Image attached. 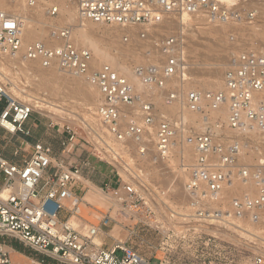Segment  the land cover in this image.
Instances as JSON below:
<instances>
[{
	"label": "built area",
	"instance_id": "built-area-1",
	"mask_svg": "<svg viewBox=\"0 0 264 264\" xmlns=\"http://www.w3.org/2000/svg\"><path fill=\"white\" fill-rule=\"evenodd\" d=\"M75 2L78 19L120 28L139 27L140 40L146 39L149 30L163 21H175L184 16L217 26L252 25L259 16L257 8L247 7L248 0H234L231 4L220 0ZM35 4L36 0H27L29 8ZM58 13L55 6L47 9L49 19L57 17ZM9 24L12 27H8ZM49 33L51 42L48 44L37 41L23 44L22 23L0 11V54L37 62L44 69L56 67L64 73L85 77L99 95L96 117L114 141L132 142L141 158L150 155L156 164L169 159L178 133L183 137L189 135L184 138L191 142L193 159L186 165L183 184L190 220L186 224L187 232L193 231L195 237V225L204 227L203 230L214 227L229 232L235 221L246 220L257 226L264 224V162L252 170L238 169L241 182L253 184L255 195L244 194L232 199L227 208L222 206L223 189L238 167L242 135L264 134V52L245 50L232 54L222 76V90L184 92L180 86H173L172 81L177 79L183 83L189 79L190 64L184 41L182 36L164 37L158 47L164 59L158 63L136 65L132 73L148 90L163 91L166 105L180 102L198 116L197 126L195 122L188 125L182 119L177 125L166 116L157 117L151 97L136 95L129 81L111 66L102 64L91 69V53L74 45L67 27L53 28ZM3 101L0 130L10 136H28L24 125L35 112L33 104L20 102L0 88V104ZM136 104L138 109L131 111ZM223 107L227 110L225 120L214 115ZM50 127L53 129L55 124ZM61 129L65 137L60 141V156L64 157L70 153L78 133L69 125H63ZM145 135H151V142ZM13 156L19 157L18 152ZM0 173V238H13L41 254L42 259L59 264H150V260L120 244L104 248L96 243L100 228L109 224L107 215L101 218L100 226L90 225L84 232L71 224V220L78 217L79 201L73 186L79 181L80 168L64 166L49 146L34 144L31 155L21 158L19 163L0 155ZM142 183L136 176L133 181L113 189L104 185L101 190L111 191L124 210L138 216L142 214L141 192L150 190L148 186L143 188ZM61 214L65 218L61 219ZM185 233L181 232V235L185 236ZM5 246L0 242V264H13ZM255 246L250 264H264V238L258 237Z\"/></svg>",
	"mask_w": 264,
	"mask_h": 264
},
{
	"label": "rangeland",
	"instance_id": "rangeland-1",
	"mask_svg": "<svg viewBox=\"0 0 264 264\" xmlns=\"http://www.w3.org/2000/svg\"><path fill=\"white\" fill-rule=\"evenodd\" d=\"M19 1L27 5V0H7L10 4H16ZM263 3L264 0H248L247 7L257 8L259 11V16L252 25L237 26L229 24L217 26L208 25L198 20L190 21L191 27L186 28L181 36L185 44L190 70L193 73L189 70L191 74L188 81H185L184 84L174 83L173 86L178 84L184 92L193 89L219 91L223 88L222 76L228 59L232 54L245 50L264 52ZM40 5L44 9V21L50 22L51 20L47 18L45 12L53 5L48 0L47 4L40 2ZM69 6L73 9V13H76L75 0H70ZM59 8L61 7L59 6ZM181 22L189 23V20L186 18ZM83 23L88 25L86 33L107 54V59L115 58L117 49H121L124 54L130 55L129 57L131 58L127 62L124 61L125 65L120 62L121 66H115V70L129 81L139 97L143 95L151 97L157 117L166 116L177 125L184 118L182 120L186 124L191 125L195 122L197 126L198 116L196 114L186 110L181 103L177 104V106L166 105L163 91L148 90L142 86L132 73L136 65L162 61L164 58L159 51V43L164 37L175 34L176 30L170 29L166 33L168 30H163L161 28L163 25H159L158 29L154 27L149 30V36L146 39L136 41V39L133 40L129 36L124 39L126 35L123 34L117 43L110 45L106 39H108L111 31L116 29V26L91 22ZM54 24L56 28L60 26L58 20H55ZM51 29L53 28H47L45 33L41 35L40 42L45 44L51 42L49 36ZM37 31L40 32V29L38 28ZM35 41H37V38H32V40L24 42V44ZM139 43L144 48H136L133 53L129 46L139 45ZM79 48L87 49L84 46ZM87 50L91 53L92 60L95 61L94 69L99 68L102 64L111 66L104 59L97 57L92 50ZM152 50L157 52L155 58L157 61L152 60L150 57L148 58L149 51ZM10 59V57H4L0 54V85L7 89V95L20 102L33 104L34 99H39L61 106L64 114L56 116L40 109L38 105H33L36 112L35 115H41L44 123L46 118H49L51 123L55 124V127L50 132L40 131L38 139H41L43 143L51 147L53 155L57 159L59 158L64 166H77L80 168V177L84 180H86V175L93 176L92 180L95 181L93 185L98 189L93 194L97 199H103L108 203L98 204L85 200L84 196L90 189L84 182L77 181L73 186V193L79 201L78 208L80 211L78 217L71 220V224L75 228H79L81 232H84L90 225L98 227L100 226L101 218L107 215L109 224L106 228H100L101 231L96 237V243L104 248L120 244L122 247L138 253L144 259L150 260V264H250L252 255L256 252L255 245H257L258 237L264 238V224L257 226L250 224L246 220L235 221V225L228 230L229 232H221L214 227L203 230L202 228L204 227L195 225V237L193 231L187 232L185 230L186 224L190 220L187 218L189 215L187 208L188 198L184 193L183 184L186 178V165L188 166L191 163L193 157L191 155V158L189 154H186L187 152L183 150L181 145L192 148L191 142L186 138L184 139V137H189L188 134L184 137L179 134L180 136L176 137L177 143L173 147L171 156L166 162L160 164H155L150 155L146 158H141L132 142L122 145L119 142L120 153L113 148L116 140L114 141L96 117L95 112L99 104L97 90L95 89V95L89 93L88 98L71 93L69 86L65 84L64 78H62L66 75L67 78L83 76L72 74L71 76L68 73H65V75L64 72H59L56 77L48 74L49 70L42 68L36 62L20 60V65L16 66L10 63ZM218 63H220V66L217 65ZM215 68L218 72L219 78L217 80L219 85L211 87L206 85V81ZM83 78L87 80L85 77ZM138 82L141 84L140 86H138ZM22 90L27 91V95L30 93V96L25 98V95L21 93ZM137 109L138 104L130 110L136 111ZM218 116L225 120L224 115ZM63 125L71 126L78 133L77 140L70 146V153L64 157L60 156V141L61 138L65 137V134H61ZM181 137L182 139L180 140ZM7 138H9V135H7ZM146 140L151 142V135H146ZM242 143L243 148L237 162L238 167L233 170L229 184V186L231 184L233 186L230 188L228 186L223 190L222 206L225 208L228 207L232 199L240 198L244 194L255 195L253 184L248 188V183L244 185L241 182L238 169L246 167L252 170L264 162V134L242 135ZM106 146L111 147L115 153H112ZM152 153L151 149V155H153ZM22 156L28 158L29 153L23 151L21 152ZM107 176H110L113 182L111 189L131 180L133 181L136 176H139L143 181L141 186L150 188L146 193L141 192L143 198V203L140 205L142 214L134 216L128 213L117 200H115L117 203L112 201L114 197L111 195V191L103 192L101 190L102 186H98V181ZM144 204L147 205L146 208ZM148 208L151 212H149ZM149 215L151 216L150 218ZM199 231L200 233H198ZM181 232H186L185 236L181 235ZM0 242L5 243L7 247H19L22 250L20 255L11 254L10 258L13 264H15L13 261L14 257L19 258L20 264H32L31 261L39 263L40 259H42L41 254L23 246L13 238H0ZM118 255L121 256L122 254L118 253Z\"/></svg>",
	"mask_w": 264,
	"mask_h": 264
},
{
	"label": "bare ground",
	"instance_id": "bare-ground-1",
	"mask_svg": "<svg viewBox=\"0 0 264 264\" xmlns=\"http://www.w3.org/2000/svg\"><path fill=\"white\" fill-rule=\"evenodd\" d=\"M48 1L51 2V4L53 6L57 7L58 11L61 10L58 13V17L51 18L50 22H45L44 21V19H43V12H44L43 10L44 9L40 5V2H43L44 4H47V0H40V1L36 0L35 6H33L31 8H29L22 1H19L16 4H13V3L10 4V3L7 2V0H0V9H2V11H4V12L6 11L5 13H8L9 15H11L12 17H14L15 19H17L18 21H20L22 23V37H21V39H22V43L23 44H24V42L32 40V38H37V41L40 42L41 41L40 40L41 35L45 33L47 28L48 29L49 28H56L55 24H54V21L58 20L60 26L67 27L71 31V33H73L72 34L73 35L72 36V40H73L74 45L77 48L84 46L85 48L92 50L97 55V57L107 61L106 63L110 64L113 67V69H115V66H121L120 62L123 65H125L124 61L127 62V60L131 58V57H129L130 56L129 54H124L123 53L124 51L122 52L121 49L120 50L117 49L116 50V54H115L116 57L112 58V59H107L108 58L107 54L99 46H97L95 41L86 33V30H88V29H86L88 25L84 24L83 22H88V21H82V20L78 19L77 16H76V13L75 12L73 13V9H71V7L69 6L70 0H48ZM220 1L222 3H226V4H231L232 2H234V0H220ZM260 1H262V0H260ZM59 6L61 8H59ZM46 14H47V12H45V15ZM186 18H188L189 23L188 22L187 23L186 22L182 23L181 21L185 20ZM190 21H192L190 19V17L184 16V17L178 19L177 21L165 20L160 25H163V26H161V28H163V30H168V31H166V33L169 32L170 29H174V30H176V33L172 34V35L173 36H177V37H181V34L183 33V31L186 28L191 27ZM159 27L160 26L158 25V26L155 27V29H158ZM38 28L40 29V32L37 31ZM139 29H141V28H139V27H136V28H120V27L116 26V29H114V31H111V34H109L108 39H106V40H107V42L110 45H113L114 43H117L119 41L120 36L124 34L126 36H129L133 40L136 39V41H140L139 36H138V33L140 31ZM129 47H130V49H131V51L133 53L136 51V48L137 49L144 48V46L141 45L140 43H139V45L138 44H136L135 46L134 45H130ZM156 54H157V52H155V50L149 51L148 58L150 57L152 60H156L155 59L156 58ZM2 56L5 57V55H2ZM10 58H11L10 59L11 60L10 63H12V65H16V66L20 65L19 64L20 59H18L16 57H10ZM217 65L220 66V63H218ZM93 66H95V61L92 60L90 68L92 69ZM48 70H49L48 74L55 75L56 77H57V74H59V72L62 73V71H60L56 67L50 68ZM190 71L193 73L192 70H190ZM44 72H47V71H44ZM189 74H191V73L189 72ZM66 76L65 77L63 76L62 78H64V82H66L65 84L67 86H69V89H70L71 93L78 94V95H83L84 97H87V98L89 96V93H92V94L95 95V89H96V88H94L95 86H93L91 83H89V81L85 80L83 77H76V76H72L71 75L72 76V77L70 76L71 78H67ZM59 78H61V76H59ZM132 78H133V76H132ZM218 78H219L218 77V72H217V69L215 68L210 73V76L207 78L206 85H209L211 87H215V86L219 85V81L217 80ZM34 79H36V78H34ZM172 81H173V84L174 83H179L180 84V81H178V80L174 79ZM196 82H198V81H196ZM182 84H184V82ZM140 85L141 84L138 82V86H140ZM0 88H1V90L3 92H5L7 94V89L5 87L0 85ZM222 89H220V90H222ZM134 92H135V90H134ZM21 93L25 95V98L30 96L29 95L30 93H28V95H27V91H23L22 90ZM54 102H56V101H54ZM177 104H180V102H175L172 105L173 106H175V105L177 106ZM33 105H38L40 109L46 110V111H48L51 114H54L56 116H59L60 114H64V110L61 108V106L53 104L51 102H47V101L39 100V99H34ZM214 115L216 117L218 115H222V116L224 115L225 116L224 119H226L227 110H226L225 107H223V108H221V110L215 112ZM218 117H221V116H218ZM182 119H184V118H182ZM178 135H179V133H178ZM178 135L176 137H178ZM181 139H182V137L180 138V140ZM184 142H185V140H184ZM118 144H119V142L115 141V144L113 145L114 146L113 148L116 151L120 152L121 151L120 150L121 147L118 146ZM120 145H122V143ZM181 146L183 147V150H185V152H187L186 154H189L190 157H191L192 152H193V148H189V147H187L185 145H181ZM106 147H108V149H110L112 151V153H115L112 150L111 147H109V146H106ZM160 163H163V162H160ZM78 180L84 182L90 189V191H88L86 193V195L84 196L85 200L92 201V202L98 203V204L99 203L108 204L105 200L97 199L95 197L94 194H95V192L98 191V189L94 185H92L88 181L84 180L82 177H79ZM229 184H230V182L227 183L225 188H227L229 186ZM251 185H252L251 183H248L247 187L249 188ZM231 186H233V184H231L229 186V188ZM93 192H94V194H93ZM110 199H112V198H110ZM115 200H116L115 198H114V200L112 199V201L117 203V201H115ZM77 212L79 213V208L77 209ZM234 233H236V232L234 231ZM5 250L10 252V250L7 249V248H5ZM13 261H14L15 264H20L19 258H17V257L16 258L14 257ZM31 262H32V264H40V263H38L36 261H31Z\"/></svg>",
	"mask_w": 264,
	"mask_h": 264
},
{
	"label": "crops",
	"instance_id": "crops-1",
	"mask_svg": "<svg viewBox=\"0 0 264 264\" xmlns=\"http://www.w3.org/2000/svg\"><path fill=\"white\" fill-rule=\"evenodd\" d=\"M2 105H3V107L5 106V101H3L0 104V111L3 109ZM35 113L36 112H34L32 114L31 118L24 125V128L29 132L28 136L17 134L15 136L9 135V138H7L8 134H6V133H4V131L0 130V132H1V135H0V155L2 158L6 159L10 162L19 163L21 158H25L23 156L21 157V152L26 151L27 153H29V156H30L32 153V147L34 144L41 143L43 145L48 146L47 144L43 143L41 141V139H38V136H39L38 133L42 130H45L46 132H50L52 130V128L50 127V124H52V123H51L49 118H46V120H45L46 122L44 123L43 118H41L42 116L38 115V114L35 115ZM14 152H18L19 157H14L13 156ZM92 177L93 176H90V175L85 176L86 180L93 185V183L95 181L92 180L93 179ZM1 180H2V174L0 173V181ZM104 185H110V186L113 185V182H112L110 176L102 178L101 181H98V186L103 187ZM60 218L61 219L65 218L64 214H61ZM5 248L10 250V252H9L10 256L12 253H15L16 255L21 254V253L17 252L16 250H14L12 247L9 248V247L5 246Z\"/></svg>",
	"mask_w": 264,
	"mask_h": 264
},
{
	"label": "trees",
	"instance_id": "trees-1",
	"mask_svg": "<svg viewBox=\"0 0 264 264\" xmlns=\"http://www.w3.org/2000/svg\"><path fill=\"white\" fill-rule=\"evenodd\" d=\"M9 247H11V246H9ZM13 249L16 250L19 253H22V250H20L19 247L13 248ZM40 262H41V264L55 263L54 261H51V260H48V259H40Z\"/></svg>",
	"mask_w": 264,
	"mask_h": 264
},
{
	"label": "snow or ice",
	"instance_id": "snow-or-ice-1",
	"mask_svg": "<svg viewBox=\"0 0 264 264\" xmlns=\"http://www.w3.org/2000/svg\"><path fill=\"white\" fill-rule=\"evenodd\" d=\"M8 27H12V25L11 24H9V25H7Z\"/></svg>",
	"mask_w": 264,
	"mask_h": 264
}]
</instances>
